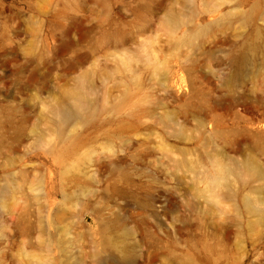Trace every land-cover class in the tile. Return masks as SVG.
<instances>
[{"label": "rangeland", "instance_id": "1", "mask_svg": "<svg viewBox=\"0 0 264 264\" xmlns=\"http://www.w3.org/2000/svg\"><path fill=\"white\" fill-rule=\"evenodd\" d=\"M263 123L264 0H0V264H264Z\"/></svg>", "mask_w": 264, "mask_h": 264}, {"label": "bare ground", "instance_id": "2", "mask_svg": "<svg viewBox=\"0 0 264 264\" xmlns=\"http://www.w3.org/2000/svg\"><path fill=\"white\" fill-rule=\"evenodd\" d=\"M82 112V106L80 102H77L73 104L69 108H64L59 111L60 117L62 119H68L70 117L79 116ZM261 127H264V123L261 125ZM229 171V168L227 167H219L215 174L212 176L213 182H217L220 178L224 177L225 174Z\"/></svg>", "mask_w": 264, "mask_h": 264}]
</instances>
